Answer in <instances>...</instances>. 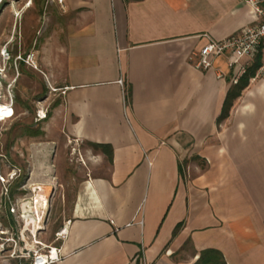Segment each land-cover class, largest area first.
Instances as JSON below:
<instances>
[{
	"label": "crops",
	"instance_id": "1",
	"mask_svg": "<svg viewBox=\"0 0 264 264\" xmlns=\"http://www.w3.org/2000/svg\"><path fill=\"white\" fill-rule=\"evenodd\" d=\"M64 2L76 17L49 61L58 99L45 138L19 159L44 189L68 169L69 146L97 158L88 165L81 154L57 264H195L206 250L226 264H264V81L249 82L220 121L239 68L227 56L209 71L196 67L209 39L253 23L250 7ZM94 145L112 147L111 164Z\"/></svg>",
	"mask_w": 264,
	"mask_h": 264
},
{
	"label": "rangeland",
	"instance_id": "2",
	"mask_svg": "<svg viewBox=\"0 0 264 264\" xmlns=\"http://www.w3.org/2000/svg\"><path fill=\"white\" fill-rule=\"evenodd\" d=\"M75 17L67 11L65 2L61 5L57 0H0V104L11 99L14 110L12 119L0 122V178L6 179L14 171L17 174L7 187L0 181V223L6 232L0 240V264H31L36 252L55 247L60 239L56 234L69 215L82 180L76 170L79 163L82 165L81 154L88 165L97 159L87 154L85 146H69L61 155L68 169L54 185L44 189L33 185L19 168V159L28 153L31 142L45 138L41 129L48 125L58 99L48 77L49 61H56ZM29 57L36 68L24 63ZM99 168L100 174H106L108 164L104 162ZM5 189L8 198L3 197ZM9 200L27 206L26 228L1 207ZM32 212L41 223L35 235Z\"/></svg>",
	"mask_w": 264,
	"mask_h": 264
},
{
	"label": "built area",
	"instance_id": "3",
	"mask_svg": "<svg viewBox=\"0 0 264 264\" xmlns=\"http://www.w3.org/2000/svg\"><path fill=\"white\" fill-rule=\"evenodd\" d=\"M57 1L61 5L64 3V0ZM244 2L251 9L253 23L242 29L239 34L225 40L214 41L209 39L207 45L196 55V67L202 71L211 70L216 60L222 56L231 58V65L239 68V75L234 80V84H238L239 79L248 72V69L254 65L258 59H260V66L256 70L255 75L250 79V83L264 81V0H244ZM24 63L36 68V63L32 57H29ZM6 105L13 110V100L10 99ZM0 122H3L1 121V116ZM15 176H17V174L14 171V173L8 174L6 179L1 177L0 181L6 186L10 184ZM3 197L8 198L7 189L3 191ZM1 207L8 210L11 216H15L23 222L24 228L28 226L26 214H29V212L27 211V206H24L22 201L12 202L9 200V203L6 202V204H2ZM32 217L35 220L31 225L33 228L35 227L33 232L35 235V232L40 230L39 226L41 223L38 220V216L33 212ZM56 235L60 239L67 238V227L61 229ZM4 236H6V232L3 230L0 223V240H2ZM5 241L9 242V239ZM60 260L61 250L57 247L46 246L45 249L42 250V253L36 252L31 264H57Z\"/></svg>",
	"mask_w": 264,
	"mask_h": 264
},
{
	"label": "trees",
	"instance_id": "4",
	"mask_svg": "<svg viewBox=\"0 0 264 264\" xmlns=\"http://www.w3.org/2000/svg\"><path fill=\"white\" fill-rule=\"evenodd\" d=\"M259 66H260V59H258L254 63V65H252L248 69V72L240 78L238 84L228 94L225 105H224V109H223V112H222V115L220 118V121L227 119L229 117L230 110L233 106V102L236 99H238L241 96L242 92L248 87L250 79L255 75L256 70L258 69ZM127 99H128V103H129L130 102V93H129ZM94 148H95V150H100L101 152H103L106 155L109 164L112 163L113 151H112V147L110 145H94ZM178 228H180V227H177L176 232L178 231ZM16 264H18V263H16ZM195 264H226V263H225L224 258L220 252H218L216 250H206L200 254V257Z\"/></svg>",
	"mask_w": 264,
	"mask_h": 264
},
{
	"label": "bare ground",
	"instance_id": "5",
	"mask_svg": "<svg viewBox=\"0 0 264 264\" xmlns=\"http://www.w3.org/2000/svg\"><path fill=\"white\" fill-rule=\"evenodd\" d=\"M1 121L10 120L14 117V111L6 104H0Z\"/></svg>",
	"mask_w": 264,
	"mask_h": 264
}]
</instances>
